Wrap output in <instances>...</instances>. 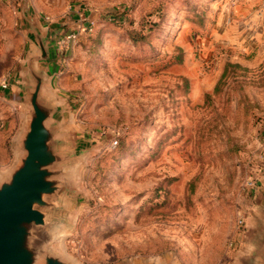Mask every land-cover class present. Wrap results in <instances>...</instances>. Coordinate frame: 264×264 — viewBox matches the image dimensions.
I'll list each match as a JSON object with an SVG mask.
<instances>
[{"label": "rangeland", "instance_id": "rangeland-1", "mask_svg": "<svg viewBox=\"0 0 264 264\" xmlns=\"http://www.w3.org/2000/svg\"><path fill=\"white\" fill-rule=\"evenodd\" d=\"M18 2L0 0V179L27 119L1 84L20 62L28 79L30 23L77 31L44 81L68 159L31 246L74 264H259L264 0H27L22 20Z\"/></svg>", "mask_w": 264, "mask_h": 264}, {"label": "water", "instance_id": "water-1", "mask_svg": "<svg viewBox=\"0 0 264 264\" xmlns=\"http://www.w3.org/2000/svg\"><path fill=\"white\" fill-rule=\"evenodd\" d=\"M26 1L18 2L21 20ZM59 26V23H48L43 33L35 23H30L37 50L32 47L33 53L27 56L28 79H22L27 119L17 138L18 161L8 175L0 179V264H74L49 248L36 250L30 244L33 230L46 223L43 211L46 197L65 183L63 162L68 154L59 146V123L56 121L59 106L44 92L45 77L50 70L56 69L59 61L60 45L55 34ZM47 61L54 63L48 72L38 66V63L46 66ZM16 75L9 78V86ZM6 96L15 101L10 90ZM262 222L255 228L260 232L259 241L251 243L259 264H264Z\"/></svg>", "mask_w": 264, "mask_h": 264}, {"label": "crops", "instance_id": "crops-1", "mask_svg": "<svg viewBox=\"0 0 264 264\" xmlns=\"http://www.w3.org/2000/svg\"><path fill=\"white\" fill-rule=\"evenodd\" d=\"M21 63L22 62L17 64L18 73H16L17 75H16V78L14 79V83L8 87V91L10 90L11 96L14 98V100L20 101V102L24 99V95L22 92V70H21L22 65ZM46 63H47L46 71L48 72L51 69V67H54V63L51 61H47ZM15 101L12 103L13 105H15Z\"/></svg>", "mask_w": 264, "mask_h": 264}, {"label": "built area", "instance_id": "built-area-1", "mask_svg": "<svg viewBox=\"0 0 264 264\" xmlns=\"http://www.w3.org/2000/svg\"><path fill=\"white\" fill-rule=\"evenodd\" d=\"M92 24H93L92 21L89 22V25H87L85 27V29L91 30ZM76 36H77V31H73V30L71 31L70 30V31L65 32L62 35V38L60 37L58 40H59L60 44L64 46L65 42H70V41L75 40ZM9 78H10V75L7 78H4V80L2 81L1 87L3 89H7L9 87ZM239 223L242 224L243 221L239 220Z\"/></svg>", "mask_w": 264, "mask_h": 264}, {"label": "bare ground", "instance_id": "bare-ground-1", "mask_svg": "<svg viewBox=\"0 0 264 264\" xmlns=\"http://www.w3.org/2000/svg\"><path fill=\"white\" fill-rule=\"evenodd\" d=\"M44 92L47 93L45 89H44Z\"/></svg>", "mask_w": 264, "mask_h": 264}]
</instances>
